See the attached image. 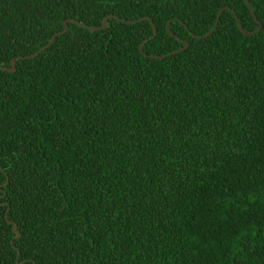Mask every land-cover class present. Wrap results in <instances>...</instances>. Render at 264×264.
I'll return each instance as SVG.
<instances>
[{"label": "trees", "instance_id": "1", "mask_svg": "<svg viewBox=\"0 0 264 264\" xmlns=\"http://www.w3.org/2000/svg\"><path fill=\"white\" fill-rule=\"evenodd\" d=\"M247 1L0 0V264H264Z\"/></svg>", "mask_w": 264, "mask_h": 264}, {"label": "water", "instance_id": "2", "mask_svg": "<svg viewBox=\"0 0 264 264\" xmlns=\"http://www.w3.org/2000/svg\"><path fill=\"white\" fill-rule=\"evenodd\" d=\"M243 2H244V4H245L246 7H247V10L249 11L250 16H251V17L253 18V20L257 23L256 19L254 18V15H253V13H252V11H251V7H250V5L248 4V1H247V0H243ZM222 10H223V9H220V10L217 12V14H216V18H215V22H214L212 28L210 29V31H209L207 34H205L204 36H202V38L207 37V36L212 32V30L216 27V24H217V22H218L219 15H220V13H221ZM106 20H107V17H104V19H103V21H102V26H101L100 28H88V29L91 30V31H95V30L103 29V28H105V26H106ZM131 24H134V23L132 22ZM63 25L65 26V23H63ZM166 25H167V24H166ZM166 25H165V26H166ZM236 25H237V28H238V30L240 31V33H241L242 35H246V33H244L243 29L241 28V26H240V24H239L238 22H236ZM166 28H167V27H166ZM151 29H152V31H153V36H154V34H155V30H154L153 25H151ZM259 30H260V26L258 25L257 28H256L254 31H252V32H250V33H248V34H249V35H251V34H255V33H257ZM64 32H65V29H64L61 33H64ZM168 34H169L171 37H173V38L177 39L178 41H180V39L177 38L176 36H174L172 33L169 32ZM55 36H56V34L53 35V37L51 38V40L49 41V43H48L46 46L42 47L37 53H35V54H33V55H30V56L26 57V59H27V58H32V57L36 56V55H37L40 51H42L45 47L49 46V45L52 43V40H53V38H54ZM187 46H188V44L184 42V46H183L181 49L177 50L176 52H180V51L186 49ZM139 49H140V46H139ZM176 52H175V53H176ZM19 59H20V58H19ZM10 65H11V69L9 70V72H13V71H14V61H13V60L10 61ZM11 232L15 235V238L18 237V234H17L16 231H15V225H14V224L11 225ZM16 258H17V257H16Z\"/></svg>", "mask_w": 264, "mask_h": 264}]
</instances>
